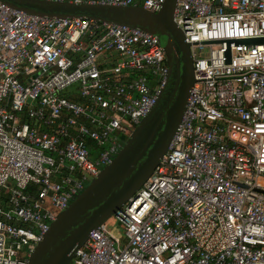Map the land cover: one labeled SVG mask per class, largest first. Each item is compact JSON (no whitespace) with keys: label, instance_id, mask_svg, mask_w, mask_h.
Segmentation results:
<instances>
[{"label":"built area","instance_id":"2783aa9c","mask_svg":"<svg viewBox=\"0 0 264 264\" xmlns=\"http://www.w3.org/2000/svg\"><path fill=\"white\" fill-rule=\"evenodd\" d=\"M158 11L164 0H71ZM194 79L152 174L69 264H264V0H177ZM106 53L116 59L107 64ZM158 39L0 3V264L112 161L165 81Z\"/></svg>","mask_w":264,"mask_h":264},{"label":"water","instance_id":"95a60500","mask_svg":"<svg viewBox=\"0 0 264 264\" xmlns=\"http://www.w3.org/2000/svg\"><path fill=\"white\" fill-rule=\"evenodd\" d=\"M177 0L158 11L138 4L118 5L71 0H0L15 10L46 18H87L126 25L153 34L162 46L167 73L158 96L126 137L110 163L50 222L27 264H69L89 232L115 215L152 174L182 119L195 82L190 45L174 21ZM264 42V38L239 40Z\"/></svg>","mask_w":264,"mask_h":264},{"label":"rangeland","instance_id":"374dc122","mask_svg":"<svg viewBox=\"0 0 264 264\" xmlns=\"http://www.w3.org/2000/svg\"><path fill=\"white\" fill-rule=\"evenodd\" d=\"M106 62L107 64H113L116 62V59L113 56H110L109 53H106ZM104 224L106 225L107 229L111 232H113L116 235H121L122 234V226L121 223H119L114 216H110Z\"/></svg>","mask_w":264,"mask_h":264},{"label":"crops","instance_id":"0c3cea01","mask_svg":"<svg viewBox=\"0 0 264 264\" xmlns=\"http://www.w3.org/2000/svg\"><path fill=\"white\" fill-rule=\"evenodd\" d=\"M139 1V2H138ZM143 0H134L135 3H142Z\"/></svg>","mask_w":264,"mask_h":264},{"label":"trees","instance_id":"16d2710c","mask_svg":"<svg viewBox=\"0 0 264 264\" xmlns=\"http://www.w3.org/2000/svg\"><path fill=\"white\" fill-rule=\"evenodd\" d=\"M139 2V1H138Z\"/></svg>","mask_w":264,"mask_h":264}]
</instances>
